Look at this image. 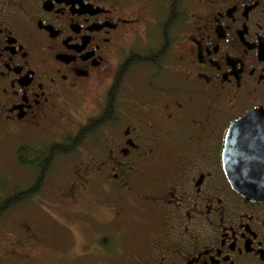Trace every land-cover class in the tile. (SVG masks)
I'll list each match as a JSON object with an SVG mask.
<instances>
[{
    "label": "flooded vegetation",
    "instance_id": "af4514ba",
    "mask_svg": "<svg viewBox=\"0 0 264 264\" xmlns=\"http://www.w3.org/2000/svg\"><path fill=\"white\" fill-rule=\"evenodd\" d=\"M253 110L264 0H0V214L36 216L2 264H264L223 159Z\"/></svg>",
    "mask_w": 264,
    "mask_h": 264
},
{
    "label": "water",
    "instance_id": "95a60500",
    "mask_svg": "<svg viewBox=\"0 0 264 264\" xmlns=\"http://www.w3.org/2000/svg\"><path fill=\"white\" fill-rule=\"evenodd\" d=\"M260 143H264V111L253 110L229 129L223 159L234 189L250 200L264 202V147Z\"/></svg>",
    "mask_w": 264,
    "mask_h": 264
},
{
    "label": "rangeland",
    "instance_id": "374dc122",
    "mask_svg": "<svg viewBox=\"0 0 264 264\" xmlns=\"http://www.w3.org/2000/svg\"><path fill=\"white\" fill-rule=\"evenodd\" d=\"M95 100H90V105H93ZM5 178V174L3 172H0V180ZM14 188V184L8 187L6 191L12 190ZM44 204H39V206ZM35 204H33L31 201L26 200L19 205H11V207L7 210V212L3 215H0V250L4 246L6 242V237L8 235V238L11 239L16 238V235H19L20 233V227L13 225V223L21 222L24 219H35V214L32 213V210L34 208ZM18 221V222H16ZM10 226V227H9ZM78 240L81 239V234H76ZM24 237V235H23ZM52 237H47L45 240V245L43 247H35L34 253L32 257L34 258L31 260L28 264H52V262L49 260V258H53L55 253L64 252L65 250H62L61 247L65 244H59L58 240H51ZM8 243V241L6 242ZM43 252V253H42ZM42 253L41 261L42 263H38L40 254ZM44 258V261H43ZM2 256L0 251V264H2Z\"/></svg>",
    "mask_w": 264,
    "mask_h": 264
},
{
    "label": "trees",
    "instance_id": "16d2710c",
    "mask_svg": "<svg viewBox=\"0 0 264 264\" xmlns=\"http://www.w3.org/2000/svg\"><path fill=\"white\" fill-rule=\"evenodd\" d=\"M11 206V205H10ZM10 206L8 207V209L10 208ZM1 208V207H0ZM7 208L6 209H4L3 210V212H2V214H0V215H3V214H5L6 212H7V210H8Z\"/></svg>",
    "mask_w": 264,
    "mask_h": 264
}]
</instances>
